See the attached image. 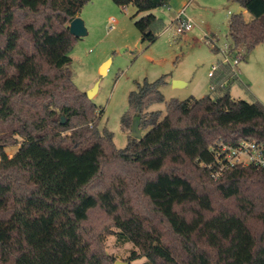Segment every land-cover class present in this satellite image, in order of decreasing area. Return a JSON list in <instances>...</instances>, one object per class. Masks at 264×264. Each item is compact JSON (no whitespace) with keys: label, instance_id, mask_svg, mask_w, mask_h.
<instances>
[{"label":"trees","instance_id":"obj_1","mask_svg":"<svg viewBox=\"0 0 264 264\" xmlns=\"http://www.w3.org/2000/svg\"><path fill=\"white\" fill-rule=\"evenodd\" d=\"M90 1L0 0V264H113L105 231L137 250L127 261L264 264V168L233 166L213 180L206 167L216 141L264 145V106L231 97L238 76L221 60L201 98L165 101L166 76L144 81L121 125L130 131L139 116L147 132L116 148L68 70L78 39L68 25ZM111 1L147 12L170 0ZM227 1L252 16L229 21L228 47L242 49V61L264 42V0ZM157 20L135 22L141 42L155 41ZM157 103L164 115L147 111ZM15 144L9 158L5 147ZM93 211L106 227L88 225Z\"/></svg>","mask_w":264,"mask_h":264},{"label":"rangeland","instance_id":"obj_2","mask_svg":"<svg viewBox=\"0 0 264 264\" xmlns=\"http://www.w3.org/2000/svg\"><path fill=\"white\" fill-rule=\"evenodd\" d=\"M183 6L185 16L193 20L192 28L177 34L173 20ZM237 10L235 1L226 0H192L191 4L186 0H172L170 6L147 12H137L132 5L119 7L111 0H91L85 5L79 18L84 22L87 33L76 39L70 49L68 70L73 84L80 92L87 93L97 83L91 101L98 108L95 114L99 116L98 131L109 133L118 149L127 145L130 133L122 128V117L128 109L130 92L135 91L137 84L141 85L144 81L153 82L166 76V83L159 88L165 101H182L210 94L211 79L208 74L211 67L217 66L218 61L223 59L221 51L226 48L224 40L228 19ZM149 13L158 19L151 29L157 37L152 44L148 41L140 42L141 33L135 26L138 19ZM243 17L248 21L252 16L244 12ZM111 18L116 23L109 29ZM212 45L221 50L212 51ZM262 48L264 45L255 48L247 62L239 61L235 65L237 76L244 85L236 81L230 86L229 92L236 98L264 106ZM106 61H109L106 70L100 74V67ZM175 81L181 83L174 86ZM147 111H160L164 115L165 104H153ZM70 131L62 133V136L69 135ZM146 132L141 130V135ZM18 148L19 144L9 145L5 147V153L11 158ZM131 197L135 209L144 211L143 204L135 194H131ZM88 225L103 228L102 225L106 227L108 222L97 211H93ZM108 230L114 228L108 227ZM102 234L104 253L114 262L145 263L142 257L127 261L131 252L137 251L131 243L120 242L115 235L106 231Z\"/></svg>","mask_w":264,"mask_h":264},{"label":"built area","instance_id":"obj_3","mask_svg":"<svg viewBox=\"0 0 264 264\" xmlns=\"http://www.w3.org/2000/svg\"><path fill=\"white\" fill-rule=\"evenodd\" d=\"M115 23L116 21L114 19H109V29H112ZM192 23V19L185 16L184 10H180L175 19V32L177 34H183L190 31ZM218 50L221 49L218 48ZM221 53L223 56L221 61L230 65L237 75L235 65L240 61L243 50L238 49L235 51L226 47ZM215 70L216 66H212L208 74L209 77L212 76ZM210 151L213 154V163L206 165V167L209 169L212 168L210 176L213 180L219 179L225 170L233 166L244 167L252 165L258 168H264V145L254 140H243L237 144L225 143L219 140L215 142Z\"/></svg>","mask_w":264,"mask_h":264},{"label":"water","instance_id":"obj_4","mask_svg":"<svg viewBox=\"0 0 264 264\" xmlns=\"http://www.w3.org/2000/svg\"><path fill=\"white\" fill-rule=\"evenodd\" d=\"M242 10L243 9L240 8V10L238 12H236V14L241 13ZM68 29H69L70 34H72L73 36L78 37V38L84 37L87 33L86 28L84 26V22L79 17L74 18L69 23ZM140 42H139V44H140ZM139 44L137 45V47L139 46ZM108 62L109 61H106L102 64V66L100 67V74H104L103 70H104V68L106 70ZM173 83H174V86H178L181 82L175 81ZM96 88H97V83H95L94 87L86 93V96L88 99H92ZM61 122H63V118H61ZM139 123H140V117L135 116L132 119V123L130 126V131H129L130 134L129 135L131 138H133L135 140H140L142 137L141 129L139 128ZM113 264H129V262L115 261Z\"/></svg>","mask_w":264,"mask_h":264},{"label":"crops","instance_id":"obj_5","mask_svg":"<svg viewBox=\"0 0 264 264\" xmlns=\"http://www.w3.org/2000/svg\"><path fill=\"white\" fill-rule=\"evenodd\" d=\"M181 1V0H180ZM183 1H185V0H183ZM186 1H190V4H191V2H192V0H186ZM227 1V0H226ZM172 2V0H170L169 1V3H168V5L167 6H170V3ZM228 2V1H227ZM238 5V4H237ZM184 6H186V5H184ZM183 6V10H185V7ZM240 6L238 5V10H237V12L240 10ZM244 12H246L245 10H242V14L244 13ZM236 14V13H235ZM233 15V14H232ZM231 17V16H230ZM230 17H229V19H228V24H227V33H226V35H225V40H224V45L226 46V47H228L229 46V41H228V37H227V35H228V28H229V21H230ZM191 18V17H190ZM192 19V18H191ZM251 19H252V17H251ZM251 19H249L248 21H250ZM193 21V20H192ZM173 22L175 23V20H173ZM155 42V41H154ZM152 44V43H151ZM264 45V42L263 43H261V44H259V45H257L255 48H258L259 46H263ZM229 48V47H228ZM254 48V49H255ZM254 49L252 50V51H250L247 55H246V57H245V59L244 60H242V61H244V62H247L248 60H249V58L252 56V54H253V51H254ZM261 52V54H264V48H262L261 50H260ZM259 61H262V59L261 60H259ZM264 66V65H263ZM210 78V77H209ZM211 79V78H210ZM238 80L244 85V83L240 80V78L238 77ZM245 86H248V85H246L245 84ZM231 95V94H230ZM231 97L233 98V99H236V100H241V99H239V98H236V97H234V96H232L231 95Z\"/></svg>","mask_w":264,"mask_h":264},{"label":"bare ground","instance_id":"obj_6","mask_svg":"<svg viewBox=\"0 0 264 264\" xmlns=\"http://www.w3.org/2000/svg\"><path fill=\"white\" fill-rule=\"evenodd\" d=\"M103 72H105V68H104Z\"/></svg>","mask_w":264,"mask_h":264}]
</instances>
